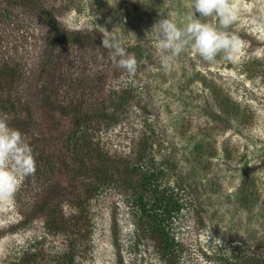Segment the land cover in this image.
Here are the masks:
<instances>
[{"label": "rangeland", "instance_id": "obj_1", "mask_svg": "<svg viewBox=\"0 0 264 264\" xmlns=\"http://www.w3.org/2000/svg\"><path fill=\"white\" fill-rule=\"evenodd\" d=\"M233 7L239 20L226 31L239 41L234 61L209 64L189 50L166 73L146 32L162 17L182 24L191 0H0V118L24 133L37 161L0 210V264H264V0ZM203 22L218 26L216 17ZM116 27L127 52L144 61L135 76L102 46V33ZM63 29L82 43H58ZM59 51L75 87L86 80L76 89L85 101L129 100L118 124L88 139L117 181L132 177L127 160L138 153L143 166L160 168L161 189L180 202L168 221L177 240L170 256L120 188L90 198L86 239L72 225L73 204L63 200L56 214L71 188L72 119L60 124L33 102L42 97L41 68L56 69Z\"/></svg>", "mask_w": 264, "mask_h": 264}, {"label": "trees", "instance_id": "obj_2", "mask_svg": "<svg viewBox=\"0 0 264 264\" xmlns=\"http://www.w3.org/2000/svg\"><path fill=\"white\" fill-rule=\"evenodd\" d=\"M79 35L78 32L70 31L69 33L63 29L58 34V43H82L81 39H78ZM55 56L56 69L48 67L49 62H47L40 70V93L42 97L40 99L38 97L40 95H37L33 103L39 110H42L41 113H49V108H51L52 113L54 111V113L59 114L58 121L60 124L66 117L72 119V124L66 128L68 137L73 141L70 154L71 163L67 167V171L72 173L71 188L69 192L67 191L68 193L60 194L59 201L55 202L56 214L60 217L63 216V200H68L69 203L73 204L76 213L71 214L75 215L73 217L75 221L72 225L76 228L75 233L86 239L87 233H83V231L88 232L87 226H91L90 198H94L97 194L103 195V192H108V189L120 188L128 198L132 199L138 214L146 219L148 228L160 241L164 253L170 256L177 240L169 229L168 221L173 218L180 202L175 194L165 193L164 187L161 189L164 184L158 181L162 174L160 168L154 166L153 163L147 166L145 163L143 166L146 157L138 153L133 160H127L126 167L133 172L132 177L129 176L122 181H117L116 175L120 173L112 169L109 163L111 160L97 158L99 149L94 147L88 139V135L97 127L108 128L115 123L118 124L123 119L126 107L129 106V100L125 97L120 100H111L103 104L102 108L97 107L96 103L85 101L78 95L76 89L79 84L84 87L86 80L79 78V84L75 87L70 75L65 72V68L59 66L61 52ZM16 74L18 75V71L15 68L9 71L10 84L16 81ZM68 78H70L69 82L67 81ZM139 143L141 145V142ZM146 148L147 144H144L143 150ZM134 173L136 177L138 176L136 179ZM70 194L74 197L66 198ZM150 194L153 195L150 196ZM51 199L47 197L44 205L48 204ZM73 239L74 237L70 238V240Z\"/></svg>", "mask_w": 264, "mask_h": 264}, {"label": "clouds", "instance_id": "obj_3", "mask_svg": "<svg viewBox=\"0 0 264 264\" xmlns=\"http://www.w3.org/2000/svg\"><path fill=\"white\" fill-rule=\"evenodd\" d=\"M233 3L234 0H191V9L182 24L170 17L154 22L151 30L146 32V39L155 41L166 73L172 72L175 62L189 50L209 64L215 63L218 56L228 61L235 60L239 41L226 31L239 20ZM210 17L218 19V26L203 22ZM117 33V27L102 33V46L112 51L116 67L125 70L129 76H135L139 64L144 61H138L135 54L127 52L122 37ZM36 171L34 150L24 133L12 127L7 116L0 118V210L14 200L23 182L34 176Z\"/></svg>", "mask_w": 264, "mask_h": 264}]
</instances>
